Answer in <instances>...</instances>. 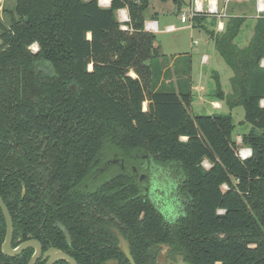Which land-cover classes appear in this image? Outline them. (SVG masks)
Returning <instances> with one entry per match:
<instances>
[{
  "label": "trees",
  "instance_id": "obj_1",
  "mask_svg": "<svg viewBox=\"0 0 264 264\" xmlns=\"http://www.w3.org/2000/svg\"><path fill=\"white\" fill-rule=\"evenodd\" d=\"M149 3L15 0L0 35V196L16 229L45 217L55 238L56 221L87 234L98 223L88 210H108L135 264H154L158 242L188 264H264V12L244 46L235 41L244 17L228 16L217 32L205 14L191 19L232 70L230 92L214 76L211 96L243 108L250 128L240 138L252 153L241 159L230 112L190 114L188 77L178 91L158 85L161 54L144 28ZM151 162L180 169L184 209L174 223L134 176Z\"/></svg>",
  "mask_w": 264,
  "mask_h": 264
},
{
  "label": "flooded vegetation",
  "instance_id": "obj_2",
  "mask_svg": "<svg viewBox=\"0 0 264 264\" xmlns=\"http://www.w3.org/2000/svg\"><path fill=\"white\" fill-rule=\"evenodd\" d=\"M151 164L153 163L151 162ZM155 166H149V173L145 174L134 171V176L142 184L144 193L147 194V198L156 211L163 217L164 221L174 223L183 215L184 209L182 195L178 189L180 177L178 176L175 181H172V185H170L169 179L167 176H164L165 172H163L162 175L164 177L158 181L155 177V170L161 171L165 166ZM165 180L167 184L163 183ZM145 181L148 182V188L144 184ZM2 201L12 223V231L8 242L9 249L14 251L23 244L26 245L17 253L10 254L4 252L3 244L6 239L7 224L3 210L0 207V233L3 232V239L0 243V264H29L33 257L34 261L31 264H71L66 259L54 257L56 252H62L69 256L76 264H130L120 247L119 238L121 236L127 241L131 254L127 232L118 219L114 218L117 225L110 223L113 215L108 210L103 209L106 214L98 208L95 209V214L92 210H88L93 215V218L95 216V221L98 219V223L94 231L87 234L73 233L72 235L68 228L61 222L56 221L55 224H57L59 232L58 238H55L46 231L44 226L45 217L41 221H37L34 227L28 225L26 228L17 227L16 229L11 210L3 199ZM21 208V204H18L17 209L20 210ZM22 210L27 211L25 208H22ZM42 211L45 210L42 209ZM73 236L78 237V240ZM154 246V264H181L179 263V257L182 262L188 264L183 260L182 255L173 250L169 244L158 242ZM114 248L121 253L123 258L112 253ZM162 251L163 255L160 256L159 254ZM99 255L103 258L101 259ZM123 259L127 262L125 263Z\"/></svg>",
  "mask_w": 264,
  "mask_h": 264
},
{
  "label": "rangeland",
  "instance_id": "obj_3",
  "mask_svg": "<svg viewBox=\"0 0 264 264\" xmlns=\"http://www.w3.org/2000/svg\"><path fill=\"white\" fill-rule=\"evenodd\" d=\"M153 4L159 0H150ZM221 1L220 0V6L221 7ZM163 2V1H162ZM181 5L179 9L182 7H185V5H188L189 0H180ZM159 3V2H157ZM165 5V3L163 4ZM167 6L170 7H175V10L168 14V15H173L175 16L174 19V24L182 26L181 28H178L176 31L173 33H155V40H161L165 44H173L174 41H177L180 43L174 50L177 48H185L184 51H181V56H185V52L188 53H193V62H192V67H193V74L194 76L198 77L199 71L205 69L206 73L208 75L212 73L210 71V65H211V60L208 61V63H205L202 61L203 55L202 54V47L205 44V40L209 39V35L207 31L203 28L200 27H192V26H187L189 23L186 24H180L179 23V17L182 11L177 10L178 6L172 5V2H168L166 4ZM14 7H15V0H0V35L1 32L4 30H7L9 28L10 22L15 17V12H14ZM166 8V7H165ZM186 8V7H185ZM165 10V9H164ZM225 13L227 16L229 14H235V16H242L245 18V21L240 29V32L238 34L237 38V44L239 46H242L243 42L245 39L249 36L250 31H252L253 27V20L255 16H259L262 13L259 14L257 10V0H229L228 3L226 4L225 7ZM203 15V14H201ZM206 16H214L210 14H205ZM233 16V15H232ZM119 18V15L117 16ZM213 23H208L206 22V28L208 30H214L217 32L218 30L216 29V24L218 21V18L216 16ZM120 19V18H119ZM225 21V20H224ZM225 24V22H224ZM214 26V27H213ZM242 42V43H241ZM191 47V49H190ZM28 48L30 51L35 52L38 49V46L36 43H31ZM167 48V47H166ZM170 50V49H168ZM218 62H214V67L213 69H217L220 74H231V70L229 69L228 66L223 62L222 58L219 57L217 58ZM154 74H156V69H155V64L152 63ZM216 66V67H215ZM210 68V69H209ZM211 69V70H213ZM225 75L223 77V85L222 89H227L229 87V84L226 82ZM198 81L194 79L193 83V88L191 89V94H192V102L190 105V114L192 115H198V114H214V113H231L232 116V122L234 124V130L232 132V137L236 140H238V137L241 136L243 133L247 132L250 128V124L244 121V111L242 106H236L233 109L229 110L226 107L225 102L222 101V107L219 108V105L212 103V101H218L215 100L210 93H213V84L214 80L203 77L202 78V83H203V88L202 90L199 89V84H197ZM196 86V87H195ZM143 107H146V103H143ZM208 162L206 160L203 161V165L207 167ZM155 165V164H153ZM158 166V165H156ZM155 166V167H156ZM165 170V171H164ZM165 172L164 176H167L169 179L170 185H172V181H175L177 177L179 176L181 178V172L180 169H178L175 166L168 165L165 166L164 168L161 169V171H158L157 169L155 170L156 178L158 181L164 177L162 173ZM167 174V175H166ZM179 182V181H178ZM148 182L145 181L144 184L148 188ZM164 184H167L166 180L165 182L163 181ZM179 187V186H178ZM160 256L163 255V251L159 254ZM158 255V256H159Z\"/></svg>",
  "mask_w": 264,
  "mask_h": 264
},
{
  "label": "crops",
  "instance_id": "obj_4",
  "mask_svg": "<svg viewBox=\"0 0 264 264\" xmlns=\"http://www.w3.org/2000/svg\"><path fill=\"white\" fill-rule=\"evenodd\" d=\"M157 2H159V3H157ZM157 2H155L153 4L150 1L148 11H146V19H145V20H155L156 21L157 31L154 32V34L158 33V32L159 33H173L178 28H181L182 26L174 24L175 16L168 15L175 10V7L174 6L170 7V6H167L166 4L168 2H172V5L174 4V5L178 6L177 10H179V11H182L187 5H185V7H182L181 9H179V7L181 5L180 0H165L163 2L159 0ZM164 3H165V5H163ZM232 15L235 16V14H229V16H232ZM227 17L228 16L226 14V17H224L223 20L226 21ZM256 17H258V15L254 17L253 26L255 24ZM211 18L215 19L214 16H208V18H207L208 23L212 22ZM179 23L181 25L184 24V23H181L180 20H179ZM243 23H242V25H243ZM167 25H175L176 30L166 31ZM242 25L240 26V29H241ZM252 34H253V27H252V31H250V33H249V36L245 39V41L243 43L241 42L243 44L242 46H244L248 43ZM237 38H238V36H237ZM237 38L235 39L236 42H237ZM205 44L206 45H204L202 47L203 48L202 54L207 56V60L205 61V63H208V61L211 60L210 68L213 69L212 68V67H214L213 63L218 62L217 58H219L221 56L219 55V53L217 52V50L214 46L213 39H211L209 37V39L205 40ZM178 45H180V43H178L177 41H174L173 44H169V43L165 44L161 40H158V41L155 40L154 41V46H156L158 48L159 53L161 54V57L158 58L159 65L161 67V74H160L158 85L172 86L175 88L176 91H178L179 89L184 88L185 78L188 77L189 78L190 91L193 88L194 79L198 81L197 84L200 85L199 89L202 90V88H203L202 78L203 77L206 76V78L214 80V76H218L220 84H221V88H222L223 81H224L222 75L224 76L225 74H220V72L217 69L211 70L209 68L210 71H212V73H210L209 75H208L209 72L206 73L205 69H203V70L199 71L198 77L194 76L193 67H192L193 53L191 54V53L185 52L186 53L185 56H181L180 53H181V51H184L185 48H182L183 50H181V48H177L176 50H174ZM168 49H170V50H168ZM190 49H191V47H190ZM223 62H224V60H223ZM231 72H232V70H231ZM231 76H232V73L229 75L228 74L225 75V78H226L225 80L228 84H229V78ZM223 91H224V93H229L230 92V84H229V87L227 89H224ZM211 94L212 93H210V95ZM222 101L223 100L212 101V103L219 105V108H221L223 105Z\"/></svg>",
  "mask_w": 264,
  "mask_h": 264
},
{
  "label": "built area",
  "instance_id": "obj_5",
  "mask_svg": "<svg viewBox=\"0 0 264 264\" xmlns=\"http://www.w3.org/2000/svg\"><path fill=\"white\" fill-rule=\"evenodd\" d=\"M229 0H222L221 1V7L220 6V0H189V4L184 8L180 14L179 20L181 23H189L187 26H192V18L196 15L201 14H210L214 15L218 18L216 29L218 31L223 30L224 28V20L223 18L226 17L225 13V7ZM110 3V0H98V4L100 6H108ZM257 10L260 13L264 12V0H257ZM122 12L124 17H122ZM119 15V21L124 22L128 20L127 13L125 9H119L117 11V16ZM122 28H125L124 25L121 26ZM144 28L151 32L157 31V23L155 20H145L144 22ZM176 30L175 25H167L166 31H174ZM207 60V56L203 55L202 61L205 62ZM261 64H264V59L261 61ZM144 108V107H143ZM184 139V138H183ZM239 144V148L237 150V155L241 159H245L249 157L252 153V150L250 147L245 146L241 143L240 136L237 140ZM207 167L209 166V163H207ZM225 187V185H222ZM219 212H222L219 210Z\"/></svg>",
  "mask_w": 264,
  "mask_h": 264
},
{
  "label": "water",
  "instance_id": "obj_6",
  "mask_svg": "<svg viewBox=\"0 0 264 264\" xmlns=\"http://www.w3.org/2000/svg\"><path fill=\"white\" fill-rule=\"evenodd\" d=\"M111 162H115V160H111ZM0 207L2 208L3 210V213L5 215V220H6V224H7V233H6V239H5V243L3 244V247H4V252L6 253H10V254H13V253H17L19 250H21L26 244H23L22 246H20V248L14 250V251H11L9 249V239H10V234H11V231H12V223H11V218L9 216V213L0 197ZM120 238V247L122 249V251L124 252L126 258L129 260L130 264H135L134 263V260L129 252V248H128V243L127 241H125L121 236H119ZM54 257H59V258H63V259H66L68 260L71 264H76L74 262L73 259H71L69 256L63 254L62 252H56V254L54 255ZM32 261H34V257L31 259V261L29 262V264L32 263ZM179 263L181 264H185V262H182V260L180 259L179 257Z\"/></svg>",
  "mask_w": 264,
  "mask_h": 264
},
{
  "label": "bare ground",
  "instance_id": "obj_7",
  "mask_svg": "<svg viewBox=\"0 0 264 264\" xmlns=\"http://www.w3.org/2000/svg\"><path fill=\"white\" fill-rule=\"evenodd\" d=\"M121 15H122V17H124V15H123V12H122V14H121ZM132 74H134V73H132Z\"/></svg>",
  "mask_w": 264,
  "mask_h": 264
}]
</instances>
